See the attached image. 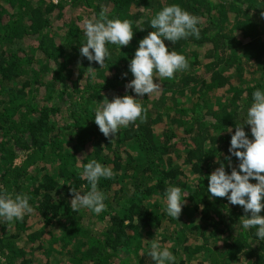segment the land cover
Returning <instances> with one entry per match:
<instances>
[{"label":"trees","instance_id":"16d2710c","mask_svg":"<svg viewBox=\"0 0 264 264\" xmlns=\"http://www.w3.org/2000/svg\"><path fill=\"white\" fill-rule=\"evenodd\" d=\"M169 4L200 20L199 39L165 41L189 68L138 99L142 119L105 137L94 110L135 95L125 88L129 59ZM102 13L128 20L134 35L121 49L106 44L100 67L79 48L85 20ZM257 88L264 0H0V190L27 195L34 209L0 221V264H154L153 241L176 264H264V241L241 227L242 206L207 192L217 157L228 172L225 157L238 166L226 129L243 124ZM91 159L113 171L98 181L106 195L99 214L70 207L71 188H90L81 172ZM168 186L187 195L178 220L164 212Z\"/></svg>","mask_w":264,"mask_h":264},{"label":"clouds","instance_id":"9594fccd","mask_svg":"<svg viewBox=\"0 0 264 264\" xmlns=\"http://www.w3.org/2000/svg\"><path fill=\"white\" fill-rule=\"evenodd\" d=\"M200 20L197 16L184 10L178 4L163 6L149 21L152 29L138 41L134 55L129 59L128 70L133 78L125 85L135 95L114 96L104 99L94 110V122L105 137H115L118 131L142 119L145 111L138 99L153 94L160 87L164 78L172 79L174 73L187 70L189 62L183 54L170 50L165 41L175 44L181 39L200 37ZM143 30L144 28H139ZM85 42L81 43L80 55L89 62H96L102 67L109 56L106 44L126 46L133 38L134 31L128 20L108 18L103 13L101 18L87 19L83 25ZM91 66L89 71L91 72ZM126 76L127 73H124ZM154 78H157L154 80ZM243 125H250L251 138L246 134ZM231 133L229 153L239 161L233 167L230 157L228 167L217 157L216 167L208 174L207 192L209 198H226L232 205L242 206L245 215L240 221L243 230H254L257 240L264 241V89L257 88L252 92L251 102L246 111V118ZM113 171L96 159L83 165L81 178L86 179L90 188L86 192L71 188L70 207L73 211L91 210L99 214L105 209L106 195L98 190L100 178H111ZM255 180V183L251 182ZM178 186H168L164 192L163 208L166 215L178 220L182 207L186 203ZM33 206L27 195L15 196L3 194L0 190V221H19L33 212ZM154 264H176V256L168 247H162L153 241L147 253Z\"/></svg>","mask_w":264,"mask_h":264}]
</instances>
